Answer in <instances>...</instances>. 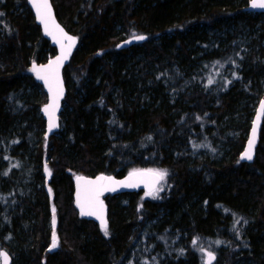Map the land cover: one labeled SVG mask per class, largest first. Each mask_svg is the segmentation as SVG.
Returning a JSON list of instances; mask_svg holds the SVG:
<instances>
[{"label": "trees", "instance_id": "obj_1", "mask_svg": "<svg viewBox=\"0 0 264 264\" xmlns=\"http://www.w3.org/2000/svg\"><path fill=\"white\" fill-rule=\"evenodd\" d=\"M52 3L79 44L63 72L65 129L46 142L40 108L47 97L31 69L56 50L27 0H0V247L13 264H202L194 240L215 246L216 264H264V125L255 162L239 161L250 128L242 104L262 98L264 33L249 69L233 59L235 45L217 53L238 78L198 87L188 70L207 29L239 15L252 25L257 19L234 0ZM133 34L148 40L117 50ZM138 51L143 61L131 65L128 55ZM134 169L166 170L163 190L156 198L108 197L105 236L79 215L75 179L123 178ZM26 178L41 186L34 201L24 194ZM161 210L162 223L148 228Z\"/></svg>", "mask_w": 264, "mask_h": 264}, {"label": "rangeland", "instance_id": "obj_2", "mask_svg": "<svg viewBox=\"0 0 264 264\" xmlns=\"http://www.w3.org/2000/svg\"><path fill=\"white\" fill-rule=\"evenodd\" d=\"M234 1L236 3L234 5H237L239 6V8H242L244 10V14H246L247 16H251L252 18H256L257 20L254 22V25H252L249 23L247 19L239 15V17L235 19V21H230V20L220 21L218 22L217 27L209 28L206 30L207 39L206 42H204L203 48L201 49L200 46L198 47L197 45L193 46L192 48L194 51L191 56V62H190L191 66L188 69L194 78L192 84L194 83V85H198V87H200L202 83H208L209 79L214 80L213 84H216V83H220L219 81L224 80L226 78L234 77L233 74H235L236 66L229 63L228 62L229 60L226 59L225 57H221L219 54H217L218 52H225L227 50L232 49L233 45H235V47L238 48V52L235 53L236 56H234L233 59H236L238 64L243 65L247 69L250 68L251 64L253 65V60L251 56L254 52L259 50V45H257L256 42L259 43L260 37L264 33V14H258L255 12H251L249 10V2L251 0H234ZM123 38H126V36H124ZM260 44L262 47H264V40H262ZM128 59L130 60V64L132 65L134 61L137 60L143 61V54L138 51L137 53L129 54ZM217 61H219L220 63L217 64L216 63ZM258 61L260 63H264V60L262 58H259ZM259 72H260L258 75L259 86L256 88V91L262 93V98L254 101L247 100L242 104L243 107L242 109L246 110L244 112L245 116L248 117L246 120L250 121L249 124L250 128L253 119L255 117L256 111L258 109V106L261 100L264 98V68H262L261 71ZM66 107H67L66 105L63 107V110L60 115L61 131L65 129L66 117H64V114L66 115V110H67ZM248 134L249 132L246 134V139L248 137ZM219 148H221L220 150H222L223 152L228 150L226 147H223L222 145H220ZM223 152H221V154H223ZM47 174L49 175V171H47ZM22 185L25 188L23 189L24 194H26L29 198H31L34 201L35 192H36L35 190L36 189L40 190L41 186L36 184L35 181L30 178L24 179ZM159 193H161V191H159L156 194V197L158 196ZM144 197H148V196L144 195ZM165 213L166 212H163L161 210L160 216L156 217L154 221L150 222L147 227L153 228V226L161 224L162 218L166 216ZM51 225H52V221H51ZM3 227L4 224L0 222V231L3 229ZM8 244H10V246L14 249L18 247L16 242H12ZM56 247H58V238H57ZM196 247H197L196 252L199 253L200 261L202 264L205 263V260L207 258L206 253L208 251H211L212 253H215L217 255L214 249L215 246L213 248V246L207 242H197ZM201 248H203L204 251H201L200 250ZM1 250L2 248L0 247V251ZM249 254L252 255L251 252ZM218 264H224V262ZM235 264H257V263L253 261V259L251 258H246L241 260L239 259Z\"/></svg>", "mask_w": 264, "mask_h": 264}, {"label": "snow or ice", "instance_id": "obj_3", "mask_svg": "<svg viewBox=\"0 0 264 264\" xmlns=\"http://www.w3.org/2000/svg\"><path fill=\"white\" fill-rule=\"evenodd\" d=\"M33 7L36 9L37 18L44 25V30L46 35H50L57 43H61L62 38H66L70 41L69 48L72 44L75 43L74 38L67 36L66 33L63 32V29L59 27L58 24L55 23V20L52 16L51 5L49 4V0H31ZM251 7L254 9H264V0H251ZM59 37V38H58ZM133 39L135 40H144L146 39L143 35L133 34ZM130 42V41H126ZM68 53L65 52L64 45L61 43V56L56 57L55 61H50L47 66L36 67L34 64L31 71L36 72L37 78L44 81L45 85L49 89V93L51 94L50 103L45 105L44 112L48 116V129L51 131L53 128L57 127L55 121V111L59 108V100L63 95V89L61 86V82L59 79V67L62 65V61L67 58ZM217 64L220 62L217 61ZM234 63V61H232ZM222 66V65H221ZM234 75V78H238ZM214 83V80L209 79L208 85ZM227 83H231V80L227 81ZM55 86V91H54ZM261 108L264 109V101H261ZM199 119V117H197ZM259 115L257 119H259ZM256 132V125L254 123L253 126V138L249 140V148L246 150L241 159L252 160V147L254 144V137ZM194 147H200V145H194ZM45 171H48L47 166L45 165ZM50 175V172H49ZM167 176L166 170H158V169H147V170H136L134 169L129 173V176L126 181H114L112 177L99 176L95 180H89L85 177L78 176L77 179V206L80 208V214L82 216H96L97 219L100 220L101 228L104 231V235L108 236V227L107 221L104 219V206L103 201L100 197L106 191H115V187L112 185H120L123 187H136L137 184L141 181H145V187H148L150 190L145 193L146 196H153L156 198V194L159 191L163 190V187H156L161 181L165 179ZM246 222V221H245ZM239 223V220L236 221ZM55 208H53V218H52V226H53V239H52V248L57 246V237L55 233ZM219 244L220 242H215ZM197 241H193V245H196ZM204 251L203 248L200 249ZM207 262L206 264H211V262L215 259L214 254L211 251L206 253ZM0 258L3 260V264H9V257L6 252L0 251Z\"/></svg>", "mask_w": 264, "mask_h": 264}, {"label": "water", "instance_id": "obj_4", "mask_svg": "<svg viewBox=\"0 0 264 264\" xmlns=\"http://www.w3.org/2000/svg\"><path fill=\"white\" fill-rule=\"evenodd\" d=\"M49 4L51 5L52 16H53V18L55 20V23L58 24L59 27L63 29V32L66 33L67 36L74 38L75 43L72 44V46L69 48L68 46L70 44V41H68L66 38H62L61 39V43L64 45L65 52H67L68 55H67V58L62 61V65L59 67V70H58L59 71V79H60L61 86H62V89H63V95H62V97L59 100V108H58V110L55 111V121H56L57 127L53 128L51 131H49V129H48V116L44 112L45 105L50 103L51 94L49 93V89L45 85L44 81L41 80V79H38L36 72L32 71L36 83L39 84L43 88L45 94L47 95V102L42 106L41 111H40L41 115H42V117H43V119L45 121V124H46V127H45V140H46V142H48L50 140L51 136L57 134L60 131V128H61L60 115H61V112L63 110V104H64V101H65L66 96H67V87H66V84H65V81H64L63 72H64V69L71 62V60H72V58H73V56H74V54H75V52H76V50L78 48V44H79L78 37H76V36L72 35L71 33H69L64 28V26L59 22V20L57 18L56 11H55V8H54L53 3H52V0H49ZM27 5L30 8V10H31V12H32V14L34 16L35 23L41 28L43 37L46 40H48L50 42L51 46L53 48H55V50H56V55L54 57H52L46 64L33 63L32 67H33L34 64L36 65L37 68H39L40 66H47L50 61H55L56 57L61 56V43H57L53 39L52 36L45 34L44 25L37 18L36 9L33 7V4L31 3V0H27ZM249 10L251 12H255V13H258V14H264V9H254V8H252L251 7V1L249 2ZM143 36H145L146 39H144L142 41L141 40H135L132 37L125 39L124 41H122V42H120L118 44L117 50L121 51V50H124V49H129V48H131V47H133L135 45L145 43L148 40V37L146 35H143ZM126 41H130V42L126 43ZM54 91H55V86H54ZM261 101H264V98ZM258 115L260 117L259 119H257ZM254 123L256 125V132H255V137H254V144H253V147H252L253 159L249 161L247 159H241V156L246 150H248V148H249V140L253 138V126H254ZM263 125H264V109L261 108V102H260V104L258 106V109L256 111V114H255V117L253 119V122H252V125H251V128H250L248 137L246 139V143L244 145V148H243L242 152L239 155V161L241 163H243V164H253L255 162L256 157H257L258 146H259L260 139H261V132H262ZM99 176L112 177L114 181H126L128 176H129V174L127 176L123 177V178H116L114 176L105 175V174H101V175H98L96 177H91V178L90 177H85V178H87L89 180H95ZM81 177H84V176H81ZM161 183H162V181L158 185H156V187L157 188L160 187ZM112 186L115 187V189H116L115 191H106L100 197V199L103 201L104 219L107 221V226H108V222H109V209H108V206H107L105 200L108 197L119 196V195H123V194L137 193V192L146 193V192H148L150 190L148 187H145V181L144 180H141L137 184L136 187H123V186H120L118 184L112 185ZM50 200L52 201L51 194H50ZM74 200H75V206H76V208L78 210L79 215L83 219L89 220V221L95 223L98 227L101 228L100 220L97 219L96 216H87V215L82 216L80 214V208L77 206V179H75V184H74ZM1 251L7 253V255L9 257V264H13V257L6 250H1ZM213 254L215 256V259L211 262V264H214L217 261V255L215 253H213ZM207 259L208 258H206V260H205V264L207 262ZM0 264H3L2 258H0Z\"/></svg>", "mask_w": 264, "mask_h": 264}, {"label": "bare ground", "instance_id": "obj_5", "mask_svg": "<svg viewBox=\"0 0 264 264\" xmlns=\"http://www.w3.org/2000/svg\"><path fill=\"white\" fill-rule=\"evenodd\" d=\"M129 38V37H128ZM126 39V38H125ZM118 45V44H117ZM68 91V90H67ZM45 93V92H44ZM46 95V94H45ZM60 133V132H59ZM45 138V137H44ZM133 194V193H132Z\"/></svg>", "mask_w": 264, "mask_h": 264}]
</instances>
